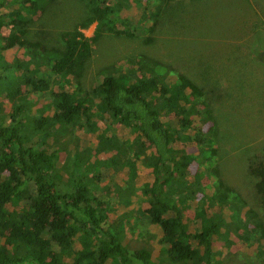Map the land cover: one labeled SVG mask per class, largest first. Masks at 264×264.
Returning a JSON list of instances; mask_svg holds the SVG:
<instances>
[{
  "label": "rangeland",
  "instance_id": "rangeland-1",
  "mask_svg": "<svg viewBox=\"0 0 264 264\" xmlns=\"http://www.w3.org/2000/svg\"><path fill=\"white\" fill-rule=\"evenodd\" d=\"M90 1L56 0L41 11L30 13L22 9V0H7L0 10V20L8 22L10 15H22L29 21L26 39L60 49L64 38L73 39L75 29L88 18ZM103 2L111 8L123 5L110 25L123 34L106 31L93 44L81 80L82 92H77L79 85L72 79L65 84L73 93L71 98L76 101L85 90L97 103L96 87L111 75H124L121 78L129 84L143 76L160 75L169 87H177L178 78L183 75L199 86L204 94L201 98L188 88L185 94L191 109L201 115L192 118V129L183 131L189 136L202 131L204 146L183 140L171 144L177 151L194 157L186 177V223L191 231H200L198 211L203 201L210 216L220 211V205L211 199L218 170L241 201L237 211L233 206L224 209L223 232L228 231L232 244L227 246L225 236L217 237L215 260L221 264H264L260 254L264 251V230L249 222L247 228L240 227L236 232L240 223L247 222L250 209L264 222L261 198L250 174L251 163L264 162V0H97L96 4ZM96 29L97 23L82 32L91 38ZM12 30L8 25L0 28V123L17 125L19 135L35 148L60 151L57 172L62 174L63 193L73 191L76 182L70 177L75 168L86 173L90 194L107 202L103 227L117 231L130 251L146 249L152 254V264H172L167 254L170 247L162 241L164 231L150 222L146 214L150 201L145 189L152 188L160 163L153 162L156 149L149 143L144 153L136 146L125 147V142H132L136 135L109 114L95 118L93 129L57 124L51 125L45 134L38 132L36 122L53 115L51 91H57L58 84L53 83L43 93L26 85L27 77L21 75L27 71L23 64L30 56L19 46L5 49ZM17 64L23 67L17 68ZM33 68L29 65V69ZM25 101L29 107L14 120L16 106ZM93 112H97L95 106ZM177 121L173 115L163 118L164 123L176 127ZM101 134L105 139L119 138L128 153L119 156L117 148H101ZM116 157L120 158L118 167L108 162ZM165 176L163 170L160 183ZM178 179L175 176L172 182ZM239 211L241 214L235 217ZM82 238L83 234H78L76 250L86 248ZM67 258L71 255L67 254ZM190 264L206 262L198 255Z\"/></svg>",
  "mask_w": 264,
  "mask_h": 264
},
{
  "label": "trees",
  "instance_id": "trees-1",
  "mask_svg": "<svg viewBox=\"0 0 264 264\" xmlns=\"http://www.w3.org/2000/svg\"><path fill=\"white\" fill-rule=\"evenodd\" d=\"M6 1L0 0V10ZM96 1L88 2V18L75 29L73 39L64 38V46L60 49L47 48L42 42L26 39L29 21L22 15H10L8 22L0 20V28L4 25L13 28L6 39L5 49L19 46L30 56L29 61L23 64L27 71L21 75L27 77L26 85H33L36 92L43 93L50 90L53 83L58 84V90L51 91L53 115L50 119L42 118L36 122V130L45 134L51 125L57 124L93 129L95 118L109 114L115 122L136 135L132 142H125V147L127 145L132 149L136 146L144 153L149 143L157 153L153 162L160 163L152 188L145 189L150 201L146 214L150 222L164 231L162 241L170 247L167 254L171 263L190 264L200 255L206 264H214L217 256L214 251L215 239L225 236L227 246L232 244L228 231L223 232L224 209L233 206L237 211L240 195L226 185L218 170H215L217 182L211 199L220 205V211L210 216L203 201L198 211L201 229L191 231L185 220L183 205L184 194L188 193L187 170L194 157L177 151L171 145L183 140L204 146L205 134L202 131H197L193 136L183 131L192 129V118L201 115L200 111L191 109L186 88L201 98L204 94L200 87L183 75L178 78L177 87H169L160 75L143 76L133 84L126 83V78H121L126 77L124 75H111L96 87L94 96L97 103L92 94L85 90L74 101L71 98L73 93L66 88V82L72 79L79 85L77 92H82L81 80L85 77L86 66L92 56V46L102 34L106 31L123 34L110 27L114 24L113 15L124 8L123 5L119 3L117 8H111L105 6L104 2L96 4ZM55 2L22 0V9L37 13ZM95 23L96 33L88 38L82 30ZM29 65H34V68L29 69ZM16 67L23 66L17 64ZM141 69L145 74V69ZM94 106L96 113L93 112ZM28 107L27 101L18 103L13 119L26 112ZM172 115L178 120L177 127L173 123L171 126L163 122L164 117ZM102 135L101 148H117L119 156L128 153V148L122 147L119 138L111 136L105 139ZM59 152L51 148H35L19 135L17 125L0 123V264H152L149 250L130 251L117 231L103 227L107 202L90 194L86 173L78 172L75 168L70 177L76 182L73 191H61L62 174L57 172L61 164ZM119 159L111 158L108 162L118 167ZM163 170L166 176L164 182L160 183L159 174ZM250 174L255 178V189L261 198L264 213V162L251 163ZM175 176H179V179L172 182ZM239 213L241 211L234 216H239ZM249 222H253L257 229L264 230V222L258 213L250 209L247 222L240 223L236 232L240 227L247 228ZM80 233L83 234L86 248L76 250L74 246ZM67 254L71 258H67ZM260 254L264 256V251ZM137 261L139 263H135Z\"/></svg>",
  "mask_w": 264,
  "mask_h": 264
}]
</instances>
